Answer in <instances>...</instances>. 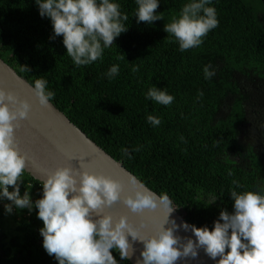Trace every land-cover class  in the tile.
I'll return each instance as SVG.
<instances>
[{
  "label": "trees",
  "instance_id": "16d2710c",
  "mask_svg": "<svg viewBox=\"0 0 264 264\" xmlns=\"http://www.w3.org/2000/svg\"><path fill=\"white\" fill-rule=\"evenodd\" d=\"M186 2L161 0L156 11L164 18L148 25L137 23L135 0H119L128 30L102 59L78 67L63 36L51 38L52 21L41 17L35 0H0V57L32 85L47 81L50 100L167 195L191 225L212 227L221 210L234 211L233 180L244 186L238 191L264 186V0H212L219 25L200 46L181 52L164 28ZM113 64L120 72L109 79ZM207 65L216 73L210 80ZM152 87L166 89L174 101L165 106L148 99ZM150 114L161 119L159 126L148 122ZM22 180L21 195L29 191L33 203L42 197L39 180L26 170ZM13 209L15 216L0 207V264H59L43 247L38 209ZM12 218L16 226L9 231ZM113 255L118 264H132L116 249Z\"/></svg>",
  "mask_w": 264,
  "mask_h": 264
},
{
  "label": "clouds",
  "instance_id": "9594fccd",
  "mask_svg": "<svg viewBox=\"0 0 264 264\" xmlns=\"http://www.w3.org/2000/svg\"><path fill=\"white\" fill-rule=\"evenodd\" d=\"M35 2L41 17L52 21L54 34L51 38L63 36L66 53L78 67L102 59L105 49L111 48L115 39L128 30L125 22L129 16L121 11L119 0ZM160 2L135 0L137 23L151 25L163 19L164 16L156 11ZM211 4L212 0H188L179 14L165 24L164 30L178 43L181 52L200 46L203 38L219 25L216 8ZM132 71H139V67H133ZM203 71L205 79L209 80L216 74L210 65ZM119 72V64H113L107 76L113 79ZM34 89L41 103H48L54 95L47 91L45 80H37ZM146 97L165 106L175 99L166 89L158 87L150 88ZM30 107L27 100H20L14 93L0 88V198L12 202L5 206L9 213L13 205L29 211L38 209V218L43 221L40 229L43 247L59 264H118L113 249L118 250L121 259H130L134 252L130 248L129 235L144 244L143 260L139 264H176L181 256H196L198 248H203L216 264H264V186H258L256 191H238L244 186L233 180L230 196L234 211L221 210L212 227L192 225L196 241L189 239L182 247L174 228L161 225L155 235L147 237L141 235L127 217L115 222L111 215L97 218L94 213L118 202L123 190L118 180L102 173L61 166L40 181L43 186L40 199L33 203L29 191L21 195L27 158L18 147L15 129L20 120L27 117ZM147 120L153 126L161 124V119L155 115H148ZM122 152L130 156L128 149ZM124 200L133 212L156 209L161 204L169 212L173 211L167 195L158 196L143 186L137 187L134 194L125 196ZM215 200L216 196L212 195L209 204ZM184 228H189L187 222Z\"/></svg>",
  "mask_w": 264,
  "mask_h": 264
},
{
  "label": "water",
  "instance_id": "95a60500",
  "mask_svg": "<svg viewBox=\"0 0 264 264\" xmlns=\"http://www.w3.org/2000/svg\"><path fill=\"white\" fill-rule=\"evenodd\" d=\"M0 88L14 93L20 100H27L31 105L27 117L20 120L15 129L18 147L27 158L26 172L31 176L41 181L61 166L110 176L123 185L121 199L111 207L105 206L94 213L97 218L111 215L115 222L121 217H127L128 222L147 237L155 235L161 225L164 228H174L181 247L189 239L196 241L192 225L172 205L171 212L163 204L156 209L133 212L125 203L124 197L134 194L137 187L143 186L158 196L161 195L99 146L51 100L41 103L34 85L1 57ZM185 222L189 225L187 230L184 228ZM128 238L130 248L134 249L129 260L132 264H139L143 260L144 244L130 235ZM197 251L196 256H181L176 264H216L203 248H198Z\"/></svg>",
  "mask_w": 264,
  "mask_h": 264
},
{
  "label": "rangeland",
  "instance_id": "374dc122",
  "mask_svg": "<svg viewBox=\"0 0 264 264\" xmlns=\"http://www.w3.org/2000/svg\"><path fill=\"white\" fill-rule=\"evenodd\" d=\"M11 203H12V202H11ZM7 204H9V203L6 202V201H4V200H2V199H0V207H1V208H5V206H6ZM11 214H12L13 216H15V211H14V209L12 210ZM11 223H12V225L10 226V228L7 227V230H9V231H10V230H13V229L15 228V226H16L15 221L13 220V218L11 219Z\"/></svg>",
  "mask_w": 264,
  "mask_h": 264
}]
</instances>
